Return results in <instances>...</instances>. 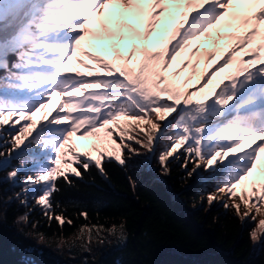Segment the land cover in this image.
Returning a JSON list of instances; mask_svg holds the SVG:
<instances>
[{"label": "snow or ice", "instance_id": "6c2138e0", "mask_svg": "<svg viewBox=\"0 0 264 264\" xmlns=\"http://www.w3.org/2000/svg\"><path fill=\"white\" fill-rule=\"evenodd\" d=\"M234 3L0 0V69L8 70L9 57L15 56L12 67L20 70L0 77V169L19 159L7 178L15 184L21 172L25 174L15 198L25 207L28 198H33L48 221L46 227L56 223L62 229L66 218L63 210L57 214L59 203L53 204L54 193L60 190L59 179L71 185L69 177H81L80 169L87 171L90 166L106 176L105 161L126 165L125 151L131 155H140V148L154 152L155 145L167 140L158 157L163 174L171 172L173 160L181 161L179 166L187 179L213 182L215 190L206 197L210 207L221 204L234 211L242 223H254L260 216L250 238L254 242L264 238V177L254 176L264 152V0H248V7L239 13L229 11ZM112 5H121L134 16H145L140 23L147 29L137 34L141 47H133L127 57L116 53L115 64L82 47L86 36L100 35L89 27L94 20L114 39L105 22L106 10ZM172 5L186 10L181 12L168 47L152 51L149 38ZM225 28L235 31L225 33ZM200 37L213 38V44L221 39L231 42L215 70L197 76L193 68L188 78L178 83L174 77L189 67L184 61L176 72L165 75L172 61ZM241 50L248 54L247 59L236 56ZM78 52L95 61L103 72L79 59ZM199 52V46L192 47L191 55ZM215 54L212 48L203 53L208 60ZM134 57H140L136 68L129 66ZM74 59L89 71L68 73L66 69ZM230 64H235V69L227 82L217 84L209 96L193 99ZM194 77L201 82L189 88ZM54 96L61 97L54 114L35 120ZM77 133L81 138H91L84 151L72 141ZM245 144L247 150L242 148ZM130 183L134 191L136 183ZM37 192L40 194L34 195ZM79 215L88 218L86 212ZM21 221L33 228L39 225L28 213ZM72 223L67 220L68 225ZM34 236L70 251L77 250L79 241V249L91 251L94 240L100 245L109 239L124 243L128 226L124 222L109 227L85 224L71 242L39 231Z\"/></svg>", "mask_w": 264, "mask_h": 264}, {"label": "trees", "instance_id": "16d2710c", "mask_svg": "<svg viewBox=\"0 0 264 264\" xmlns=\"http://www.w3.org/2000/svg\"><path fill=\"white\" fill-rule=\"evenodd\" d=\"M161 149L159 144L149 170L148 158L141 157L148 152L141 148L140 155L125 151L126 165L105 161L106 176L90 166L87 171L80 169L81 177L70 176L71 185L59 179L53 204L59 203L57 214L63 210L66 218L62 229L56 223L46 227L48 221L33 198H28L27 207L15 198L25 174L21 172L15 184L7 174L19 159L0 169V264H264V238L257 243L250 238L253 223H242L221 204L210 207L208 185L187 179L180 161L173 160L171 172L163 174L158 163ZM130 180L136 183L134 191ZM26 213L31 221H39L37 228L21 221ZM120 222L128 226L127 240L109 239L103 245L94 240L91 251L79 249V242L75 251L48 249L44 240L39 244L34 236L39 231L52 239L74 238L82 225L109 227ZM108 243L109 248L100 253Z\"/></svg>", "mask_w": 264, "mask_h": 264}, {"label": "bare ground", "instance_id": "6f19581e", "mask_svg": "<svg viewBox=\"0 0 264 264\" xmlns=\"http://www.w3.org/2000/svg\"><path fill=\"white\" fill-rule=\"evenodd\" d=\"M231 8L232 7L229 8L230 12H231ZM185 10L186 9H184L183 7H180L179 9H177V7L175 5H172V6H170V11L165 12L161 15L160 21H159V23H157L156 29H155L153 35L149 38L150 50L160 51V50H164L166 47H168L167 42L172 38V36L174 34L175 26L179 23V21L181 19V12H183ZM188 11H190V10H188ZM106 12H108L110 14V17H111V21H112V25H113V29H112L113 32L112 33L114 34V39L116 38V36H117L116 34L118 32H120V34H122V36L128 35V37L120 43L113 41V45L115 48L117 47L120 50H125L126 49L125 44L127 42H130V43L132 42V36H139L137 34H140V33L143 34L147 30L146 25H142L140 23V21L146 20L145 16H141V17L134 16L131 11L125 10L121 5H112L106 10ZM232 23H235V22H232ZM223 31L225 33H228V32L235 31V28H225V29H223ZM111 39H113V38H111ZM212 39L213 38L205 37V39L202 41H197V42L193 41L192 45L189 48L183 50V51H185L184 53L181 52V54L179 56L181 58H183L184 61L186 60L187 62H189V67L183 76V78H184L183 81H185L188 78L189 73L193 71V68L196 71L195 73L197 76H199V74L201 72H205L206 69H208V67L206 65V62L208 61V59L206 56L203 55L205 49L212 48V49H215V51H216L215 56L211 60L208 61L211 63L209 65L213 66V65H216L219 61H221V57L224 56L227 53V51L229 50V48L231 47V42L226 40V39L219 40L217 44H213L211 42ZM196 46H199L200 52L196 56H193V55H191V49H192V47H196ZM111 47H113V46H111ZM112 53L113 52H111V59H113ZM125 54L127 55V51L125 52ZM247 55L248 54L244 50L238 51L236 53L237 57H244L245 59H247ZM139 59H140V57H136V61H135L136 65H137V61ZM200 59H201V62H200ZM15 60H16V58L13 59L12 62L13 63L16 62ZM190 65H191V67H190ZM12 68L13 67L11 66V63H10L9 69H12ZM224 69H225V78H226L225 82H227L230 75L234 73L235 64H230V65L226 66L221 71L217 72L216 75L221 76ZM214 70H215V68H214ZM197 84H198V80L194 77L189 81L187 86L189 88H194L197 86ZM197 98H203V97H195L193 99H197ZM242 148L247 150L248 145L245 144L242 146ZM263 160H264V157L262 159H259L258 165L262 164L264 166Z\"/></svg>", "mask_w": 264, "mask_h": 264}, {"label": "rangeland", "instance_id": "374dc122", "mask_svg": "<svg viewBox=\"0 0 264 264\" xmlns=\"http://www.w3.org/2000/svg\"><path fill=\"white\" fill-rule=\"evenodd\" d=\"M107 13V15H106V17H105V22H106V24H107V28L110 30V32H113V25H112V21H111V17H110V14L108 13V12H106ZM89 27L90 28H96L98 31H100V38H99V41H100V43L103 41V40H109V39H111V38H109L104 32H103V30L100 28V25L94 20L93 22H90V24H89ZM140 34H142V33H140ZM98 36H92V35H88V36H86V38H85V41L82 43V47H83V49H85V50H87V51H90V52H93V54H95V55H99V56H101L102 58L103 57H105L104 58V60H108L109 59V56L111 55V52H113L112 54H113V57H114V59H115V55H116V53H118L119 52V50H116L115 49V47L113 48V47H111V46H114L111 42H110V44L109 45H104V46H101V45H99L97 42H96V39H98L97 38ZM205 39V37H200L198 40H196L195 42H197V41H202V40H204ZM134 40V41H133ZM133 42V43H132ZM132 42L130 43V42H128V43H130V45H131V47L129 48V52L133 49V47H137V48H139L138 46H140L141 45V41H140V37L139 36H132ZM118 43V42H117ZM111 45V46H110ZM116 50V51H115ZM183 53L185 52V51H182ZM189 52V51H188ZM181 54V53H180ZM179 54V55H180ZM78 58L79 59H83L84 61H85V63H87V64H89V65H92V67L94 68V69H97V70H99V71H101V72H103L101 69L102 68H100V66L95 62V61H93V60H91V59H89L88 57H86V56H83V55H81V53H79L78 52ZM121 55H122V53H121ZM177 56L176 57V59L175 60H173L172 61V63H171V66L169 67V69H168V72L167 73H165V75H170L171 73H174V72H176L180 67H181V62H184V59L183 58H181L180 56ZM16 58V57H15ZM16 61V60H15ZM110 61H111V59H110ZM135 61H136V57H134L133 58V60L132 61H130V63L131 64H129V66H131V67H133V68H136L137 67V65L135 64ZM186 61V60H185ZM209 61V60H208ZM206 62V65H207V67H208V69H206V71H205V73H210L211 71H213L214 70V68H215V66H217V64L216 65H213V66H210L209 64H211L210 62ZM200 62H201V59H200ZM113 63H114V61H113ZM115 63H117V61L115 60ZM12 64H13V62H11V66H12ZM190 67H191V65H190ZM195 67V66H194ZM174 69V70H173ZM212 69V70H211ZM3 70V69H2ZM188 70V68L187 69H184V71L181 73V75L180 76H177V77H174V79L178 82V83H183L184 81V78H183V76H184V74L186 73V71ZM66 71L68 72V73H75V72H88L89 71V69H87V68H84L82 65H80L78 62H77V59H74L69 65H68V68L66 69ZM14 72H16V71H14L13 70V72H11V71H5L4 73H0V77H5V76H8V75H10V73H14ZM196 72V71H195ZM225 69H224V71H223V73H222V75L221 76H217V75H215V76H213L212 77V83L207 87V88H205V89H202L201 91H199V92H197L196 93V95L195 96H193V98H195V97H203V98H205V97H207V96H209L210 94H211V91H212V89L217 85V84H219L221 81H224L225 82ZM201 81H198V84L200 83ZM198 84H197V86H198ZM196 86V87H197ZM195 88V87H194ZM60 101H61V97H59V96H54L52 99H51V101H49V103H48V107L47 108H45V109H43V110H41V112H39V113H37V115L34 117V119L35 120H37V121H40V120H45V118L47 117V118H50V115L49 114H54V111H53V109H55L57 106H58V104L60 103ZM235 101H232V102H230V103H234ZM90 140H91V138H81L80 137V135H79V133H77L76 135H74L73 137H72V141H73V143L75 144V146H76V148L78 149V150H80V151H84V150H86L88 147H89V144H90ZM168 143V141L167 142H165V143H159L160 145H162V149H161V151L164 149V147H165V145ZM159 144H157V145H155V150H154V152H148V154H141V157L142 158H148V161L146 162V165H149V163H150V161H151V156H153L154 154H155V151L157 150V148H158V145ZM139 147V146H138ZM141 149V148H140ZM125 154V153H124ZM264 157V152H262L261 154H260V159H262ZM133 158V157H132ZM136 158H138V157H136ZM264 161V160H263ZM181 162V161H180ZM179 162V163H180ZM259 164V160H258V162H257V168L254 170V176H257V177H264V166L262 165V164H260V165H258ZM145 165V166H146ZM62 167H64V165L62 164L61 165ZM9 167H11V166H9ZM149 169V168H148ZM59 175V174H58ZM192 180H194L193 181V183H196L197 185H202V186H205V185H208L207 186V188H209V193H211V192H213L215 189H214V184H213V182L212 181H208L207 183H202L201 182V180H200V178H196V179H192ZM208 191H205L206 192V194H208ZM229 203H231V201H229ZM241 211H243V205L241 206ZM261 217L260 216H257V220H256V222H254L253 224H252V226H253V228L256 226V224L258 223V221H259V219H260ZM79 235V233H77V234H75V237L73 238V237H69V238H64L65 240H67V241H72L73 239H75L77 236ZM63 239V240H64ZM263 239V238H262ZM113 242H115L116 243V241L115 240H112ZM112 241H110L109 243H111L112 244ZM79 241H77V243H78ZM37 243H39V244H41L42 243V240H40V239H38L37 238ZM80 243V242H79ZM109 243L107 244V247H104L103 249H101L100 250V253L101 252H104V251H106L108 248H109ZM257 243V242H256ZM42 244H45L47 247H48V249H51L52 247H56L57 249H59V250H61L60 252H62V250H68V248L66 247V246H56V245H53V244H51V243H49L47 240H44V242L42 243ZM110 244V245H111ZM67 253H69L74 259H78L77 257H78V255L77 254H71L70 253V251H66ZM91 255H93V254H91Z\"/></svg>", "mask_w": 264, "mask_h": 264}, {"label": "water", "instance_id": "95a60500", "mask_svg": "<svg viewBox=\"0 0 264 264\" xmlns=\"http://www.w3.org/2000/svg\"><path fill=\"white\" fill-rule=\"evenodd\" d=\"M13 59H15V56H10L9 57V64L12 62ZM5 71H7V70L0 69V73H4ZM148 167H149V165H146V169L147 170H149Z\"/></svg>", "mask_w": 264, "mask_h": 264}]
</instances>
